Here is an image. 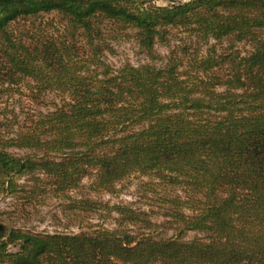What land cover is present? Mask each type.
<instances>
[{
	"label": "trees",
	"instance_id": "1",
	"mask_svg": "<svg viewBox=\"0 0 264 264\" xmlns=\"http://www.w3.org/2000/svg\"><path fill=\"white\" fill-rule=\"evenodd\" d=\"M42 14L61 32L19 27ZM105 23L150 58L171 30L207 48L187 67H115ZM135 174L160 188L164 221L126 205L109 207L115 229L0 220V264H264V0H0V192H111Z\"/></svg>",
	"mask_w": 264,
	"mask_h": 264
},
{
	"label": "rangeland",
	"instance_id": "2",
	"mask_svg": "<svg viewBox=\"0 0 264 264\" xmlns=\"http://www.w3.org/2000/svg\"><path fill=\"white\" fill-rule=\"evenodd\" d=\"M157 4L162 2L157 1ZM24 26L35 32L47 30L60 33L62 22L55 14H42L22 21L19 27ZM102 28L105 39L104 60L115 67L124 63L133 65L152 63L162 66L171 56L177 57L181 65L187 67L189 59H192L195 52L202 56L207 48L206 45H200V42L189 33L171 30L167 41L155 45L154 55L150 58L139 50L131 32L117 33L108 23ZM15 104L21 109L26 103L25 100L18 99ZM28 179L24 177L19 183L30 189L32 182ZM149 182L148 177L135 174L119 182L111 192H108L95 188L90 179H84L78 188L66 195L44 183L30 199L22 198L20 192L15 195L0 192V220L12 227L42 233H77L81 227L94 229L100 225L115 229L118 227V215L115 211L109 210V207L126 205L137 211L151 213V218L160 223L165 220L164 208L160 206V188L149 186ZM155 188L157 192L153 190ZM80 199L95 201L99 205L97 211L69 208L72 201ZM159 230L163 228L160 227ZM166 233L171 235L172 230H166ZM197 235L196 232L190 231L185 238L192 239Z\"/></svg>",
	"mask_w": 264,
	"mask_h": 264
}]
</instances>
